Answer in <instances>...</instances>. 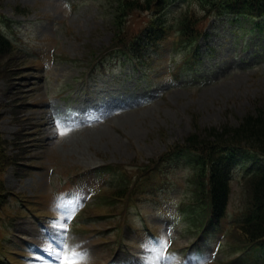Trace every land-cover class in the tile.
<instances>
[{
	"label": "rangeland",
	"instance_id": "obj_1",
	"mask_svg": "<svg viewBox=\"0 0 264 264\" xmlns=\"http://www.w3.org/2000/svg\"><path fill=\"white\" fill-rule=\"evenodd\" d=\"M110 20L109 0H1L0 31L15 51L0 60V162L11 159L0 189L14 194L0 207V264H264L237 229L250 205L243 169L205 238L184 210L192 199L184 169L139 177L194 128L236 126L264 104V35L213 17L197 72L174 77L184 59L168 37L149 52L146 79L133 62H95L111 43ZM146 20L134 17L132 27ZM106 167L125 171L128 202L95 201L115 192L94 175ZM70 195L82 203L61 201Z\"/></svg>",
	"mask_w": 264,
	"mask_h": 264
},
{
	"label": "trees",
	"instance_id": "obj_2",
	"mask_svg": "<svg viewBox=\"0 0 264 264\" xmlns=\"http://www.w3.org/2000/svg\"><path fill=\"white\" fill-rule=\"evenodd\" d=\"M177 2L179 7L170 19L171 6ZM109 6L113 35L110 45L103 49L106 54L118 51L124 58L145 66L149 62L148 50H159L173 36L176 48L184 52L188 64L185 71L193 70L200 57L199 42L206 35L204 27L210 18L230 16L237 24L243 18L257 26L264 18V0H109ZM140 15L147 19L146 25L134 29L131 20ZM13 50V43L0 31V60ZM6 73V66H0V78ZM10 161L0 162V167ZM170 161L188 167L192 202L199 206L195 215L200 226L209 227L226 214L233 170L238 165L246 167L250 205L238 229L249 246H264V104L246 114L236 126L194 128L141 172L148 173ZM129 188L118 186L111 190L115 192L110 195V203L125 199Z\"/></svg>",
	"mask_w": 264,
	"mask_h": 264
},
{
	"label": "snow or ice",
	"instance_id": "obj_3",
	"mask_svg": "<svg viewBox=\"0 0 264 264\" xmlns=\"http://www.w3.org/2000/svg\"><path fill=\"white\" fill-rule=\"evenodd\" d=\"M69 255H70L71 257H75V256H77V253L73 252V253H71V254H65L64 257H63L62 259H63L64 261H68V259H69Z\"/></svg>",
	"mask_w": 264,
	"mask_h": 264
}]
</instances>
